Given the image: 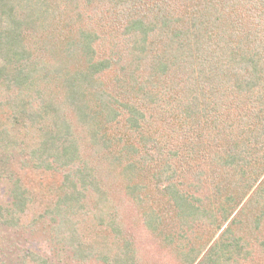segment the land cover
Wrapping results in <instances>:
<instances>
[{"label": "trees", "instance_id": "obj_1", "mask_svg": "<svg viewBox=\"0 0 264 264\" xmlns=\"http://www.w3.org/2000/svg\"><path fill=\"white\" fill-rule=\"evenodd\" d=\"M0 61V264H264V0H0Z\"/></svg>", "mask_w": 264, "mask_h": 264}, {"label": "rangeland", "instance_id": "obj_2", "mask_svg": "<svg viewBox=\"0 0 264 264\" xmlns=\"http://www.w3.org/2000/svg\"><path fill=\"white\" fill-rule=\"evenodd\" d=\"M22 176L26 185H28L32 189H35L37 192H40V194L36 195L38 198L42 197L43 192L45 191V188H42V186L46 183L56 180L47 174L43 175L30 171L23 172ZM6 194V184L0 180V203L7 200ZM127 215L129 216L127 218L128 225L130 226L129 229L134 234L139 254L145 262L149 264H179L177 260L170 254V252L163 248L156 240V238L144 228L142 223L138 220L134 211L127 212ZM14 237L15 234H12V238ZM27 237L28 240L32 241V246L36 241L32 239L38 238H35L32 235H27ZM22 239L27 238H24L23 236ZM42 248H45L44 245H42Z\"/></svg>", "mask_w": 264, "mask_h": 264}]
</instances>
